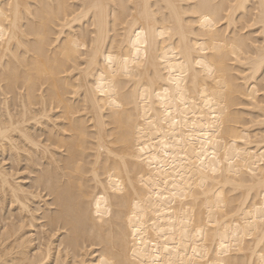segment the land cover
Listing matches in <instances>:
<instances>
[{"label": "bare ground", "instance_id": "obj_1", "mask_svg": "<svg viewBox=\"0 0 264 264\" xmlns=\"http://www.w3.org/2000/svg\"><path fill=\"white\" fill-rule=\"evenodd\" d=\"M0 264H264V0H0Z\"/></svg>", "mask_w": 264, "mask_h": 264}]
</instances>
